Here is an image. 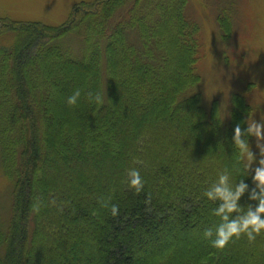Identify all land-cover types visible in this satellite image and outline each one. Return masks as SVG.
Listing matches in <instances>:
<instances>
[{
  "label": "trees",
  "instance_id": "trees-1",
  "mask_svg": "<svg viewBox=\"0 0 264 264\" xmlns=\"http://www.w3.org/2000/svg\"><path fill=\"white\" fill-rule=\"evenodd\" d=\"M143 2L151 4L80 2L55 27L0 18V36L14 34L9 48L0 47L1 166L12 184L0 264H264V232L253 243L233 238L224 250L203 236L220 223L219 202L204 196L218 179L214 170L223 172L226 161L231 183L255 186L232 141L250 108L234 97L226 127L215 102L204 109L187 0H159L148 10ZM217 22L229 33L228 16ZM76 40L71 52L66 46ZM76 89L81 97L69 106ZM89 93L103 104L89 102ZM195 135L198 143L188 146ZM59 144L72 150L61 164L53 162ZM131 168L144 181L139 194L127 186ZM61 176L75 187L58 184ZM73 196L81 203L71 208ZM109 197L119 207L115 217L102 206ZM37 199L39 213L32 211ZM53 202L68 209L59 213ZM239 203L257 202L246 192ZM61 220L83 225L78 246L57 242Z\"/></svg>",
  "mask_w": 264,
  "mask_h": 264
},
{
  "label": "rangeland",
  "instance_id": "rangeland-1",
  "mask_svg": "<svg viewBox=\"0 0 264 264\" xmlns=\"http://www.w3.org/2000/svg\"><path fill=\"white\" fill-rule=\"evenodd\" d=\"M92 1L94 0H0V18L55 27L68 19L76 4ZM150 1L151 4L143 2L144 10L151 9L154 3L159 0ZM220 13L230 18L229 33H226L217 22ZM186 16L189 22L195 24L198 29L195 35L199 52L196 63L197 72L201 77L198 91L204 109H210L215 102L223 125L226 127L229 124L233 98L238 96L242 97L250 108L251 113L246 121L248 118L264 121V0H187ZM128 33L130 40L137 38L136 30L131 29ZM13 37L14 34L11 32L1 35L0 47L9 48ZM165 37L168 38L169 35H165ZM67 38L62 40H65V44L68 41ZM79 43L76 40L66 47H69L71 52L72 49L77 51ZM38 53L36 55L42 54V51ZM56 113L54 112V114ZM70 113L73 114L72 111ZM198 138L196 135L193 136V141L187 142L188 146H195L198 143ZM250 143L259 159L254 138H251ZM59 146L62 145L59 144ZM219 147H221V142ZM71 151L69 147L62 146L58 155L53 157V162L61 164V155ZM243 163L246 168V161ZM223 165L229 169L226 161ZM221 172L219 169L214 170V175H219ZM251 174L253 175V173ZM54 180L58 184L59 181L65 180L64 183H67L69 187L72 189L75 187V182H70L69 179L62 176ZM115 188L117 187L112 189ZM11 190L12 184L3 173L0 152V253L3 248L1 241L3 242L7 236L11 217ZM80 200L79 196H73L71 208L80 204ZM165 202L170 203L169 199ZM53 204L59 213L68 209L61 204ZM61 208L63 210L59 211ZM58 223H61L62 226L58 227L57 231L55 230V234L58 235L56 236L57 242L59 239L66 238L68 242L72 241L73 245L78 246L79 243L74 244L73 242L79 238L83 239V225L75 227L72 223L64 224L62 220ZM72 234L77 238H73ZM87 243L93 245L91 237L88 238ZM83 246H80V249L84 251L85 257L92 255V252ZM59 252L62 251L58 250L57 253ZM42 260H38V263ZM59 261L60 259L58 260L57 257L55 262Z\"/></svg>",
  "mask_w": 264,
  "mask_h": 264
},
{
  "label": "clouds",
  "instance_id": "clouds-1",
  "mask_svg": "<svg viewBox=\"0 0 264 264\" xmlns=\"http://www.w3.org/2000/svg\"><path fill=\"white\" fill-rule=\"evenodd\" d=\"M80 97L81 90L76 89L67 98V104L75 106ZM87 99L97 105L103 104V97L99 93H89ZM245 123L247 127L244 129L240 123L235 125L232 141L240 159L246 161L247 170L253 173L252 182L255 186L249 189V185L243 179L236 184L231 183L228 170L225 169L218 175L217 181L204 192L208 200L219 202L214 209V215L219 217L220 223L215 229L207 228L203 233L204 238L211 241V246L218 250H224L233 238L238 240L242 235L246 236L249 243H253L257 236L264 232V121L248 118ZM249 137L255 140L259 159L257 153L252 150ZM127 186L136 194L143 191L144 181L138 169L127 170ZM246 192L249 200L257 202L255 206L249 204L245 208L240 205L239 201ZM110 199L109 197L105 200L102 206L110 207L111 214L115 217L119 214V207L110 204ZM41 207L37 199L32 204V211L39 213Z\"/></svg>",
  "mask_w": 264,
  "mask_h": 264
}]
</instances>
